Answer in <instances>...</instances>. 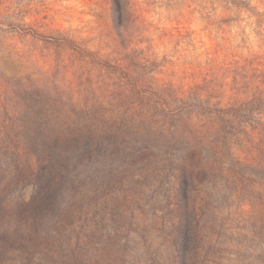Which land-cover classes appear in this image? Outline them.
<instances>
[{"label": "rangeland", "instance_id": "rangeland-1", "mask_svg": "<svg viewBox=\"0 0 264 264\" xmlns=\"http://www.w3.org/2000/svg\"><path fill=\"white\" fill-rule=\"evenodd\" d=\"M131 2L0 0V264H264V165L161 157L175 90L264 69V0Z\"/></svg>", "mask_w": 264, "mask_h": 264}, {"label": "trees", "instance_id": "trees-1", "mask_svg": "<svg viewBox=\"0 0 264 264\" xmlns=\"http://www.w3.org/2000/svg\"><path fill=\"white\" fill-rule=\"evenodd\" d=\"M118 11L113 10V27L119 37L128 36L125 30L126 23L134 16L131 0H114ZM231 78L229 83L222 81L213 85L205 81L196 85L187 93L175 90L172 99L176 103L173 111L185 110L190 117L195 116L197 121L190 120L184 134L173 131L161 146V157L173 160L175 152L182 144L190 157L183 160L188 167L203 166L208 158L201 156L202 150H209L213 157L224 152L235 154L239 148L248 149L249 155L240 158L236 155L235 163L253 169L264 165V69L253 68L249 73L243 66H232L227 69L224 78ZM254 107V108H253ZM205 119L204 123L200 122ZM257 151L252 154L250 151ZM4 156L11 157L12 153L2 152ZM221 160V156L218 157ZM161 161V160H160ZM190 180H187L188 183ZM235 180L236 185L243 186L244 181ZM239 183V184H237ZM188 190L184 188L176 197L175 209L180 215L179 219L188 217V212L205 206L206 197L190 206L187 198ZM183 217V218H182Z\"/></svg>", "mask_w": 264, "mask_h": 264}]
</instances>
